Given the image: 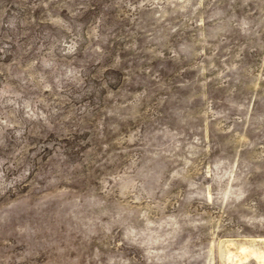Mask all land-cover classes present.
Segmentation results:
<instances>
[{"label":"rangeland","instance_id":"374dc122","mask_svg":"<svg viewBox=\"0 0 264 264\" xmlns=\"http://www.w3.org/2000/svg\"><path fill=\"white\" fill-rule=\"evenodd\" d=\"M253 251L264 0H0V264Z\"/></svg>","mask_w":264,"mask_h":264},{"label":"bare ground","instance_id":"6f19581e","mask_svg":"<svg viewBox=\"0 0 264 264\" xmlns=\"http://www.w3.org/2000/svg\"><path fill=\"white\" fill-rule=\"evenodd\" d=\"M253 253L261 260L262 264H264V253H260V252L255 253L254 251H253ZM231 255L232 254H230L229 256H231Z\"/></svg>","mask_w":264,"mask_h":264}]
</instances>
